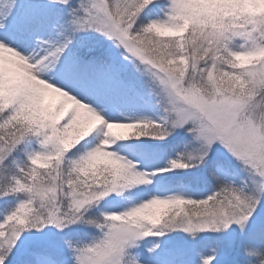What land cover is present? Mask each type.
<instances>
[{"label":"snow or ice","instance_id":"1","mask_svg":"<svg viewBox=\"0 0 264 264\" xmlns=\"http://www.w3.org/2000/svg\"><path fill=\"white\" fill-rule=\"evenodd\" d=\"M0 264H264V0H0Z\"/></svg>","mask_w":264,"mask_h":264}]
</instances>
